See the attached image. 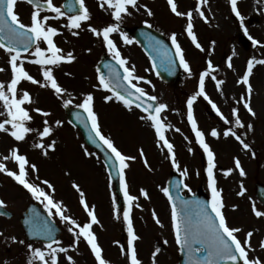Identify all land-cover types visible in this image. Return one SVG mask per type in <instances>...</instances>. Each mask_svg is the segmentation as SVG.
Masks as SVG:
<instances>
[{"label":"rangeland","instance_id":"obj_1","mask_svg":"<svg viewBox=\"0 0 264 264\" xmlns=\"http://www.w3.org/2000/svg\"><path fill=\"white\" fill-rule=\"evenodd\" d=\"M184 1L187 3L186 11L193 12V31L204 51L196 48L191 38L188 37L185 31L187 18L177 17L173 14L167 0H138L139 5H147L154 15L148 16L144 7H140L138 11L130 8L132 14L125 16L123 22H120L122 27H133L146 24L145 21H147V24L170 39L171 34L176 33L177 42L183 49L184 56L191 67V74L186 73L183 84L179 87L158 80L148 58L130 37L128 38L132 40V43L128 44L119 33L111 34L121 56L127 60V66L134 65L135 75L144 77L143 80L134 81V83L144 88L148 95L156 96L159 102L168 105V108L162 113V119L165 123V130L175 143L178 152V158L175 160L179 167L173 166L172 155L167 151L166 146L158 140L151 122L141 119L146 116L142 109L137 108V113L127 112L121 101L115 98L111 101L104 99L105 96L111 95V92L99 85L95 66L104 52L110 56L112 54L107 50L102 38L94 36L88 30V26L90 24L100 28L105 26L109 20L117 23L107 7L98 9L94 5V9L90 10L91 20L82 25L79 36L71 35L67 29H60L62 34L54 37L58 47L64 52L72 51L76 56L75 61L63 63L54 68V75L58 82L67 89L63 98H58L50 88H42L27 81H22L18 85V89L31 92L34 103L30 106L27 105L28 107H39L51 113L48 117H43L32 112L33 121L30 122V126L34 129H41L43 120L47 119L54 128L53 133L43 140L36 132H33L20 142L19 148L14 146L19 151L22 150L23 153L20 152V154L26 155L29 163L37 166L35 171L27 170L29 182L38 184L54 200L62 202L66 209L65 214L81 224L90 220L80 202V191L84 193L87 203L95 207L99 224L93 225L92 231L102 248L103 258L109 264H130L129 255L128 258L119 261L115 254V248H119L120 251L123 249L128 253V227L123 218L125 211L129 212L135 235L138 239L141 236L143 240H146L147 252L137 255L142 264H153L151 255L157 247L160 248V252L155 257V264H157V260L159 264H178L179 246L175 242L171 219L172 207L167 195L162 191V188L167 186L172 170L179 171L184 176L188 188L191 189L188 191L186 188L184 194L194 193L203 187L212 198L207 180L208 156L205 161L202 160L201 154L207 153L198 142L196 130L192 128V123L187 116V100L199 90V75L206 70L210 72V75L205 79L207 99L200 96L193 102V117L197 123V129L204 133V140L214 153L215 168L213 171L218 189L223 190L224 209L228 210L229 214L227 222L234 227L241 225L244 236L252 229L254 233L259 234L260 241L264 240V217H257L253 212V204L258 210H264V206L258 202L255 196V184L264 183V77L260 72L254 76L253 71L250 76L252 86L250 106L255 111V116L247 112L241 101V97L247 95V86L238 83L246 71L247 61L250 58L264 59V13L260 11L264 10V0H238V9L243 20L231 11L229 0H212L211 5L217 10L216 14L221 22L220 27H216L210 20L205 22L199 16L195 10L198 0H181V3ZM206 6H209V3L202 5L201 8ZM32 10V7L23 0H20L16 6V11L25 24L30 23ZM43 14L52 15L51 13ZM252 15L259 17V21L255 24H249L247 21ZM156 21L161 23L157 24ZM49 23L59 27L60 24H65L67 21L61 19L49 21ZM245 29H247V33H245ZM198 30L200 33L197 32ZM242 35L248 39L249 36L252 37L249 39L250 46L248 48L241 38ZM253 40L260 41V43L254 44ZM45 46L41 43V47ZM89 49L90 51H88ZM233 50L240 53L237 65L233 64ZM31 52H34V49L23 55L28 59H33L30 55ZM229 57H231V68L228 67ZM8 59V55L0 49V68L4 69L0 72V82L5 84L10 81L12 75ZM209 60H211L215 71L208 68ZM259 66L264 68V65L259 64ZM24 68L35 79L42 80L40 66L25 60ZM147 75L150 76V83L145 79ZM258 75L260 76L258 77ZM213 76L215 79H212ZM216 80L223 81L219 89L216 87ZM89 92L93 94L94 110L98 115L103 134L110 137L121 152L124 150L123 154L126 156L136 154L138 151L137 159L128 162L129 175L126 182L128 194L136 199L126 201L125 211L117 208L114 184L101 158L86 146L80 131L70 124L65 115L63 100L71 99L70 105L76 106ZM213 104L229 123L221 118V115L212 107ZM0 107V112H4L2 104ZM233 108L239 110L240 119L245 127L240 128L235 125V117L232 115ZM208 110H215L217 117L213 119L209 116ZM3 119H6V116H0V121ZM55 120H61L63 123L57 127L54 124ZM144 123L151 126L152 132L143 128ZM247 124H251L252 128L248 129ZM228 128L241 134L250 148L245 150L234 137H225L223 132ZM212 129H216L220 135L212 137ZM149 135L153 136L152 141L148 137ZM145 138H147L146 141ZM14 141V138L9 134L0 131V155L7 154V152L10 155V149L13 148L10 147V142ZM52 141H55L54 148L42 150L34 147L37 143L47 145ZM232 141L237 143L238 148H234V145L230 143ZM141 149L143 156L140 155ZM45 150L47 155L43 154ZM237 158L246 172L243 177L235 168V159ZM145 159L147 166L144 163ZM2 163L9 170L18 171V165L14 160H4ZM229 168L233 171L225 175V170ZM185 169L187 175L182 174ZM44 180L52 185L51 189L43 184ZM241 183L246 189L244 195H238ZM74 185L79 186V191ZM142 190L146 191L148 195L144 196ZM33 198L22 185L5 172H0V200H3L7 208L14 213V218L11 220L0 217V253L3 254L4 259H9L6 264H22L24 259L28 264V260L31 259V252L23 257L25 245L20 243L24 237L20 216ZM54 217L65 230L59 241V246L69 248L67 253L57 254L59 264H69L66 260L67 255L73 257L75 264H97L90 247L83 239L76 247H69L74 240L73 234L68 231L71 225L62 222L58 216ZM157 218L160 221L159 224L156 223ZM137 240L134 242L135 248ZM140 244L139 246H143L142 243ZM37 247L44 248L40 245L35 246V248ZM262 251L264 253V250ZM249 257L260 258L261 261H264V254L255 253L253 249L249 252ZM34 264H38V262L34 261Z\"/></svg>","mask_w":264,"mask_h":264},{"label":"snow or ice","instance_id":"obj_2","mask_svg":"<svg viewBox=\"0 0 264 264\" xmlns=\"http://www.w3.org/2000/svg\"><path fill=\"white\" fill-rule=\"evenodd\" d=\"M20 0H0V49L8 55V64L11 69V79L5 84L0 82V104L3 105L4 112H0V116H6V119L0 121V131L9 134L15 141L21 142L26 139L28 134L36 132L38 136L43 140L45 137H49L54 128L49 124L48 120H43L41 129H34L30 126V122L33 121L32 112L40 114L43 117L51 115L50 112L45 111L39 107L30 108L31 104L34 103L33 97L27 90L18 89V85L22 81L30 82L33 85H39L42 88H50L58 98H63L67 93V89L64 88L57 80L54 75V68L63 64L71 63L76 60V56L72 51L64 52L63 49L57 46L54 37L61 35L60 29H67L71 35L79 36V30L85 22L91 20V13L89 8L86 6L85 0H69L67 6H57L53 0H23V2L32 6L30 13V23L25 24L22 22L16 6ZM170 6V11L177 17H186L187 25L185 31L188 37L191 38L195 47L204 51L201 44L197 40L193 29L194 25L192 22L193 12L178 11V5L175 0H167ZM209 0H198L196 5V12L199 16L207 22V16L205 12L201 10L202 5H207ZM231 5V11L235 13L237 17L241 16L238 9V0H229ZM99 7L110 10L111 15L115 18L117 23H110L107 26L100 28L93 27L89 24L88 30L96 37L102 38L107 50L112 54L113 59L117 61L119 67L110 64L108 67V76L106 77L103 73L98 75L99 85L110 91L111 95L104 97L105 101H111L115 98L121 101L127 108L131 109L133 106L141 108L146 116L141 119H146L151 122L152 127L155 129L158 140L166 146L167 151L173 153V145L169 143L165 137V123L162 119V113L168 108L166 103H161L157 100L156 96L148 95L144 88L139 87L134 81H141L144 79L142 76L135 75V66H126L127 60L121 56L116 43L111 38V34L119 33L124 39L125 43L131 44L127 36V33L123 32L120 28V22H123L125 16H130L132 13L129 10H139L140 7H144L148 16H153V11L147 7V5H139L138 0H100ZM42 13H51L43 14ZM66 19L67 23L60 24L59 27L53 26L49 21H59ZM147 24L148 22L145 21ZM151 27V25H149ZM247 33V29H245ZM249 39H252L249 36ZM171 42L175 46V57L179 58V64L184 68L186 72L191 74V67L189 62L186 60L183 49L177 42L176 33L171 34ZM41 43L45 44V47H41ZM214 45V41L212 42ZM254 44H259L260 41L253 40ZM152 46L154 51L161 54V64L165 66H172L176 63L173 56L169 55V49L164 45L163 41L152 40ZM34 48V52L30 55L33 59H28L23 53H29L30 49ZM90 51V49L88 50ZM235 55V52H233ZM28 60L29 63L40 66L42 80L35 79L28 71L24 68V62ZM254 64L264 65V59L257 60L255 57L250 58L247 61L246 71L238 83L246 85V96L241 97L243 107L252 116L256 113L250 106V97L252 93V86L250 83V76L253 71ZM153 67L156 64L153 63ZM228 67L231 68V57L228 58ZM120 68L123 69L121 74ZM208 68L212 71L215 69L212 66L211 60L208 61ZM4 71L0 68V72ZM99 72V69L97 70ZM210 75L209 71H203L199 75V90L187 100V116L188 120L192 123V128L196 130V138L204 151L208 156V167H207V180L208 187L211 189L212 198L209 202L201 201H190L183 199V197L177 196L179 200L182 212H178L177 204L173 200L172 195L169 193L168 188H162L165 195L168 196L172 203L171 219L175 233V242L179 246L180 251L187 253V264H264L259 258H250L249 252L252 251L251 238L253 233L251 231L245 234L243 242L238 238L241 229L239 227L230 226L227 222L226 216L223 209L225 208L222 189L217 188V182L214 175L213 169L214 164V153L210 149L209 145L204 140V133L197 129V123L193 117V102L197 97L203 96L207 99L205 93V79ZM212 79H215L213 76ZM150 83V81H149ZM223 84L222 80H216V87L219 89ZM154 102V103H150ZM72 103L71 99L63 100L64 107H68ZM28 105V106H26ZM78 108L83 109L86 113V117H82L81 114L77 113L76 118L80 120L85 127L89 128V134L95 143L97 138L101 141L108 149L111 154L108 159L112 161L111 167H115L119 173L120 186L124 191V195L127 201H134L136 198L130 196L127 191V184L125 180V169L129 167L128 162L135 160L134 156L124 155L114 144L113 140L105 136L101 131L98 115L94 110V97L91 92L83 96L82 102L76 105ZM214 109L219 113V109L215 104L212 105ZM221 118L229 123L223 114H220ZM232 115L235 117V125L243 128L245 125L240 119L239 110L237 108L232 109ZM63 123L61 120H55L54 124L58 127ZM248 129L252 128L251 124H247ZM220 133L216 129L211 130L212 137H218ZM225 137H234L242 147L247 150L250 145L245 142L241 134L232 128H228L223 132ZM34 147L39 149L54 148L55 141L45 145L44 143H37ZM47 155V151L43 152ZM91 155L90 153H87ZM140 155L143 156V150H140ZM14 160L18 165V171L9 170L6 165L0 162V172H5L9 177L15 180L17 183L27 189L32 197L39 200L44 204V207L48 211V215L58 216L62 222L70 224L68 231L74 236L73 243L69 245L70 248H74L78 245L79 241L83 239L90 247L97 264H109V262L102 256V248L97 241L95 233L92 231L93 225L99 224V220L95 214V207L90 206L84 198V193L80 191L81 204L83 205L90 220L86 223H78L76 219L69 215H66V209L62 202H58L45 191L44 188L38 184L29 182L28 169L35 171L37 166L29 163L26 155L20 154L17 147L10 149V155L3 157V160ZM147 166V160L144 161ZM172 164L174 167H179L174 155L172 156ZM235 168L239 170L240 176H245L246 172L241 165L240 160L235 159ZM233 171L229 168L225 170L224 174L228 175ZM187 175V170L182 173ZM43 184L48 188H52V185L44 180ZM77 191L79 186L74 185ZM188 191L187 184L183 185ZM143 195L147 196L148 193L142 190ZM246 189L241 183L240 192L238 195H244ZM5 207V202L0 200V208ZM236 207V206H233ZM253 212L257 217H264V210H258L256 205L253 204ZM6 213L0 211V215ZM124 220L127 222L128 227V240L127 250L130 258V264H142V261L138 259L137 250L134 246V242L138 237L134 233L133 223L129 217V212L125 211ZM30 234L37 237H44L49 242L44 248H33L32 244H28L27 248L31 252V259L28 260V264H34L37 261L38 264H59L58 253H67L69 248L59 246V241L54 239L55 228L50 221L43 220L37 213L34 212L30 221ZM156 223L160 221L157 218ZM15 239V237H13ZM21 244L24 241H20ZM166 243V241H165ZM56 245V246H54ZM264 250V240L259 241L258 245ZM123 251V249H122ZM160 252V248H156L153 252V264H155V257ZM66 260L69 264H75V261L71 255L66 256Z\"/></svg>","mask_w":264,"mask_h":264},{"label":"water","instance_id":"obj_3","mask_svg":"<svg viewBox=\"0 0 264 264\" xmlns=\"http://www.w3.org/2000/svg\"><path fill=\"white\" fill-rule=\"evenodd\" d=\"M135 34L138 37V39L143 43V45H144L145 49L148 51V53L151 55L154 63L160 67L162 65L161 64V57H159L158 52L154 51L153 46H152V40L153 39L160 40V39H158L159 35L154 33L153 31H151L150 29L145 28V27L137 28L135 30ZM160 41H163L164 45H166L168 47V49L170 50L169 51L170 56H173L175 58L176 63L174 64V66L176 69V75H178L179 70H180V64H179L177 57H175V51L173 50V48L171 47V45L169 43H167L166 41H164L162 39ZM110 64H113V65H116L117 67H119L115 62H113L112 60H110L107 57H105L99 65L100 73H103L106 77L108 76L107 65H110ZM120 71H121V74H123V71L121 69H120ZM165 78L171 79V78H169L168 75L165 76ZM150 103H154V102H150ZM67 112H68V116H69L70 120L73 122V124H75L76 126H79L81 128L82 133H83L84 138H85V141L103 156L106 165L110 169L111 177L114 179V181L116 183V190L120 194L119 173L117 172L115 167L110 166L112 164V161L108 159V157L111 153L103 145V143L101 141H99L98 138H97L96 142L94 143L90 134H89V128L85 127V125L83 123H81L80 120H77V118H76L77 113L81 114L82 117H86V113H84V111L81 109H72V108H67ZM183 188H184L183 187V180L181 178L177 177V175L173 174L171 177L169 193L172 195L173 200L177 204V209H178V207H181V205H180L179 200L176 199V197L177 196L183 197V196H181V191L183 190ZM183 199L190 200V201H201V202L206 203V201L203 198H201V196H197V197L187 196L186 198L183 197ZM172 203H173V201H172ZM0 211L5 212L9 216L12 215L10 212L5 210L4 208H0ZM34 212L37 213L41 219L46 220V221H50L52 223V225L55 228V232L53 235H54V239H56L60 235V229L55 224V221L46 213V211L43 208H41L40 206H38L37 204H31L28 207L27 211L24 213V216L22 218V224H23V227L26 231L27 238L29 240H36V241L42 240L45 242H49L44 237H37V236H33L30 234V224L27 223V221L31 220Z\"/></svg>","mask_w":264,"mask_h":264},{"label":"bare ground","instance_id":"obj_4","mask_svg":"<svg viewBox=\"0 0 264 264\" xmlns=\"http://www.w3.org/2000/svg\"><path fill=\"white\" fill-rule=\"evenodd\" d=\"M175 2L177 3L178 5V10H185L186 11V8L185 6L187 5V3L184 1L183 3H181V0H175ZM212 3V0L209 1V6H206V7H203L201 8V10H203L205 12V15L207 16V20H210L216 27H220L221 25V22H220V19L217 17V10H215L213 8V6L211 5ZM251 4H253L251 2ZM261 12L264 13V10H260ZM263 31H264V28H263ZM198 33H200V31L198 30L197 31ZM233 52H235V55H233ZM232 55H233V58H234V63L235 65L238 64L239 62V58H240V53L239 51H232ZM211 58H213V56H211ZM232 58V59H233ZM258 72H260V74L262 75V77H264V68L260 67L259 64H255L254 67H253V74L254 76L258 74ZM260 75H258L259 77ZM1 108V107H0ZM143 128H146L145 130L146 131H150L152 132V129H151V126L149 125H144ZM152 134V133H151ZM148 137L151 138V141L153 139V136L152 135H149ZM147 138H145V141H146ZM168 141L169 143H171L173 145V153L171 154L172 156L174 155L175 159L178 158V152L176 150V147H175V143L172 139V137L170 138L168 136ZM10 147H14L15 145L19 148L20 147V142H17V141H14V142H10ZM234 145V148H238L237 146V143L232 141L230 142ZM228 148H230V146H228ZM19 152H22V150H20ZM23 153V152H22ZM8 154V155H7ZM7 154H2L0 155V162L4 161L3 160V157L5 156H9V152H7ZM247 170V168H246ZM140 243H142L143 246H139L141 245ZM146 240L139 236V239L137 240V243H136V250H137V255H140L141 253H144V252H147V247H146ZM115 254H117V259L119 261H122L126 258H128V253H126V251H120L119 248H115ZM152 256V255H151ZM157 264H159L158 260H157Z\"/></svg>","mask_w":264,"mask_h":264},{"label":"flooded vegetation","instance_id":"obj_5","mask_svg":"<svg viewBox=\"0 0 264 264\" xmlns=\"http://www.w3.org/2000/svg\"><path fill=\"white\" fill-rule=\"evenodd\" d=\"M65 0H53V2L57 5L60 6L64 3ZM259 241H260V236L259 234L255 233L254 236L251 238V245L253 247H255L256 249H259L260 247L259 245Z\"/></svg>","mask_w":264,"mask_h":264}]
</instances>
